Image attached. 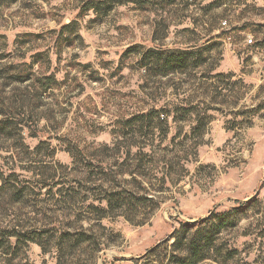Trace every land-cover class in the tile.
<instances>
[{"label": "rangeland", "instance_id": "obj_1", "mask_svg": "<svg viewBox=\"0 0 264 264\" xmlns=\"http://www.w3.org/2000/svg\"><path fill=\"white\" fill-rule=\"evenodd\" d=\"M0 122V264H264V0H0Z\"/></svg>", "mask_w": 264, "mask_h": 264}, {"label": "trees", "instance_id": "obj_2", "mask_svg": "<svg viewBox=\"0 0 264 264\" xmlns=\"http://www.w3.org/2000/svg\"><path fill=\"white\" fill-rule=\"evenodd\" d=\"M68 26L69 25L65 27ZM150 53L151 54H149V56H155L158 60L161 66L162 74L164 75L184 70L187 67V60L191 56V52L180 49H158L156 51H150ZM3 127L5 128V124L0 122V131ZM1 188H3V186H1L0 189ZM206 221L207 220H202L200 222L203 223ZM198 224L199 222L183 223V232L185 233L187 229H190ZM218 229H220V227H218ZM184 235L185 234H182L180 230H176L175 233L171 235L170 238H175V241L172 245L171 251L168 252V254H170L169 259H167V253L166 255L163 254L161 258L154 259L155 254H157L164 246L167 247L166 244L161 243L145 255V260L147 262L157 261L160 264H200L205 259L209 258L208 256L213 248V238L210 233L207 232L205 234H197L189 237H185Z\"/></svg>", "mask_w": 264, "mask_h": 264}]
</instances>
